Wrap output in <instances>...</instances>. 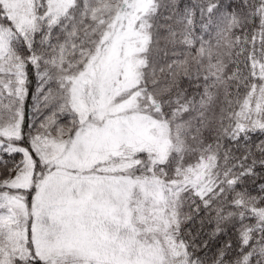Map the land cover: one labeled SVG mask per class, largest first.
<instances>
[{
	"label": "snow or ice",
	"instance_id": "6c2138e0",
	"mask_svg": "<svg viewBox=\"0 0 264 264\" xmlns=\"http://www.w3.org/2000/svg\"><path fill=\"white\" fill-rule=\"evenodd\" d=\"M0 264H264V0H0Z\"/></svg>",
	"mask_w": 264,
	"mask_h": 264
}]
</instances>
